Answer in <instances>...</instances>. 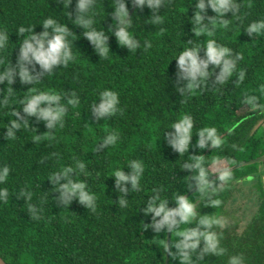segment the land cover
I'll return each instance as SVG.
<instances>
[{
	"label": "trees",
	"instance_id": "obj_1",
	"mask_svg": "<svg viewBox=\"0 0 264 264\" xmlns=\"http://www.w3.org/2000/svg\"><path fill=\"white\" fill-rule=\"evenodd\" d=\"M126 2L130 9L132 0ZM238 2L239 18L225 14L229 19L226 28L217 19L213 36L194 35L190 22L194 0H164L158 12L163 18L160 24L153 23L151 9L136 6L129 18V30L142 46L147 40L152 47L130 53L108 31L114 23V0H95L91 10L93 27L109 35L111 52L105 58L95 52L83 35L84 29L74 21L77 0H71L70 5V0H0V31L10 36L7 47L0 50V73L8 69L10 62L13 66L17 63L23 39L17 34L19 27L35 28L39 34L48 17L72 31L68 39L76 57L67 67L44 75L39 83L25 85L17 77L13 85L0 84V166L10 167L6 184L0 185L9 190L7 203L0 202V259L4 264H164L167 231L145 229L144 224H150L152 219L143 212L147 200L159 192L161 199L169 201V207H175V197L191 190L188 176L192 173L183 165L192 163L193 155L205 156L210 174L264 155V128L256 127L264 120V110L244 101L246 96L257 95L264 105V95L259 91L264 85V35L250 37L244 30L264 20V0ZM215 15L210 8L207 10L208 17ZM205 22L213 27L211 22ZM210 39L232 49L233 56L243 57L237 62V72L217 86L215 75L220 69L215 68L208 86L182 97L176 89L175 58L185 47H206ZM200 55L203 58L204 49ZM35 70H41L38 64ZM240 70L246 74L243 82L238 80ZM183 84L186 81L180 82ZM106 88L119 93L121 112L98 120L90 109L94 102L99 104L98 95ZM34 89L68 96L75 92L81 102L76 108L68 107L62 128L57 126L46 133L49 130L45 122L27 118L21 107L26 97L35 94ZM5 100L7 103H3ZM14 110L29 120L30 127L22 126L15 139H7L10 120L18 119ZM183 115L193 118L194 136L189 152L180 155L163 138V132ZM204 127L217 128L225 139L221 149L195 147L196 135ZM171 131L174 130L166 129L165 135ZM111 133H118L119 140L114 146L104 147L103 139ZM36 135H41L38 141ZM77 160L85 163L87 174L78 173L76 179L87 181L89 190L97 195L96 212L88 211L77 200L69 208L63 207L49 181L53 173L74 166ZM131 160L145 165L142 188L126 194L128 207L121 208L115 178L110 176L122 168L130 173L127 165ZM261 164L264 162L232 170L233 179L229 181L251 178L259 194L257 214L241 232L236 231L237 222L215 228L227 251L218 257L206 254L205 260L197 264H229L234 255L242 256L244 264H264V181L258 174ZM72 175L75 178L76 174ZM212 181L220 183L218 177ZM22 191H30L32 200L17 199ZM196 192L188 198L197 204L200 213L218 218L229 196L228 184L222 185L213 197L221 200L214 208ZM32 204L42 210L39 219H31L27 213ZM195 224H181L171 232L169 264H179L175 255L179 232Z\"/></svg>",
	"mask_w": 264,
	"mask_h": 264
},
{
	"label": "clouds",
	"instance_id": "obj_2",
	"mask_svg": "<svg viewBox=\"0 0 264 264\" xmlns=\"http://www.w3.org/2000/svg\"><path fill=\"white\" fill-rule=\"evenodd\" d=\"M59 2V0H58ZM95 0H77L76 17L74 21L76 25L84 29L83 35L94 46L95 52L100 57H107L110 51L108 40L109 35L103 31L96 30L93 27L94 20L91 10L94 7ZM132 3L139 9L145 7L152 10L151 18L154 24L163 22V18L158 14L164 5V0H132ZM71 4V0L69 5ZM114 23L111 25L110 31L118 40L120 46L125 47L130 53L137 52L138 49H149L152 47L150 41H145L142 46L140 41L135 38L129 30L132 19H128L129 8L126 0H114ZM194 15L190 18L193 25L195 36L207 34L214 35V26L219 19V23L223 27H228V20L225 14L231 13V17L239 18L240 4L238 0H194ZM211 9L216 15L214 17L207 16V10ZM70 15V13H69ZM205 21L211 22L212 28ZM43 31L39 34L35 32V28L21 26L18 29V35L22 36V43L19 44V55L17 63L13 66L10 62L8 69L0 73V84L13 85L18 77L20 82L25 85L39 83L44 75H51L56 69L67 67L76 57L73 52L72 43L69 42V35L72 34L69 27L59 23L52 17H48L41 24ZM192 28V29H193ZM87 29V31H85ZM251 36L264 35V20L251 23L244 29ZM27 34V35H26ZM10 36L0 31V50L7 47ZM201 49H204L203 58L200 55ZM243 59L242 56H233L232 49L222 46L214 39L208 40L206 47H185L175 58L177 61V88L178 93L182 97L191 94L196 89H200L203 85H209L210 79L215 74V68H219V73L215 75V84L223 85L229 81L237 72V62ZM40 66V71L36 72V65ZM31 66V67H30ZM213 66L212 70L209 67ZM245 72L239 71L238 80L243 82ZM181 81L186 84L180 85ZM14 90L13 87L10 91ZM32 94L22 102L23 113L27 118L35 117L37 121L45 122L46 133L55 131L56 127L64 126V118L68 111V107L76 108L80 105L79 96L73 92L70 96L67 94L57 93L49 90H33ZM260 93L264 95V85L260 86ZM99 104H92L91 112L98 120L114 117L120 109L119 93L104 89L98 95ZM260 97L257 95H249L244 98L246 105L253 108L264 110V105L259 103ZM3 103H7L5 100ZM14 117L11 119L7 127L5 138L15 139L17 133L22 126H29V120L25 116H21L19 111L14 110ZM194 121L190 115H183L171 127L173 129L163 138L167 140L171 148L180 155L188 153L192 145ZM198 139L195 147L199 150L206 148L221 149L225 143V139L218 132L216 127H204L197 133ZM41 135H36V141ZM119 140L118 133H111L103 139L104 147L114 146ZM35 142V141H34ZM204 155H193L192 163H185L184 170L192 173L190 178L189 190L195 187L205 202L212 208L221 204L220 199H213L222 185L227 184L233 179L230 169L225 168L214 174H218V181H210V166L205 162ZM127 167L131 172L126 174L122 169L115 170L110 177L115 178V189L118 192V206L127 208L129 199L128 193L131 191H140L142 188L141 178L145 172V165L139 160H131ZM75 173V178H73ZM78 173H86V165L83 161H74V166L63 167L50 177L49 181L53 188L56 189L58 196L57 202L63 207L69 208L73 200H77L88 211L96 212L98 204L97 195L90 191L87 181L76 179ZM10 175V167L7 165L0 166V185L6 184ZM130 184V187L128 185ZM196 192V193H197ZM9 190L7 187L0 188V202L7 203ZM30 191H22L17 194V199H23L26 202L32 200ZM48 198V194H47ZM41 208L35 204L29 206L27 213L31 219H39ZM145 216L151 215V223L144 224L145 229L152 228L155 233L172 232L179 228L181 224H192L195 226L179 232V239L175 242V255L178 257L179 264H197L199 260H205V255L223 256L226 249L221 246V236L214 229L222 227L224 221L212 215H203L198 210L197 204L184 194L175 197V207H169V201L161 199L159 192L147 200V206L143 208ZM203 247L201 248V243ZM229 264H244L242 256L234 255L230 258Z\"/></svg>",
	"mask_w": 264,
	"mask_h": 264
},
{
	"label": "rangeland",
	"instance_id": "obj_3",
	"mask_svg": "<svg viewBox=\"0 0 264 264\" xmlns=\"http://www.w3.org/2000/svg\"><path fill=\"white\" fill-rule=\"evenodd\" d=\"M227 184L230 191L229 196L218 218L224 221L223 225H232L237 222L238 228H236V231L241 232L257 212L258 199L256 192L252 187L251 178H248V181H231Z\"/></svg>",
	"mask_w": 264,
	"mask_h": 264
},
{
	"label": "water",
	"instance_id": "obj_4",
	"mask_svg": "<svg viewBox=\"0 0 264 264\" xmlns=\"http://www.w3.org/2000/svg\"><path fill=\"white\" fill-rule=\"evenodd\" d=\"M136 6L134 4H132L131 8L129 9V15H128V19L131 17L132 13L134 12ZM256 162H264V155L262 156H258L256 158L250 159L248 161H242L239 163H236L230 167H228V169H230L231 171L234 169H237L241 166L247 165V164H251V163H256ZM218 177V174H214L212 177H210V181L216 179ZM197 189L195 187H193L187 194H185L187 197H189L192 193H194ZM170 242H171V232H167V236H166V258H165V263L164 264H169V259H170ZM0 264H4L3 261H1L0 259Z\"/></svg>",
	"mask_w": 264,
	"mask_h": 264
},
{
	"label": "flooded vegetation",
	"instance_id": "obj_5",
	"mask_svg": "<svg viewBox=\"0 0 264 264\" xmlns=\"http://www.w3.org/2000/svg\"><path fill=\"white\" fill-rule=\"evenodd\" d=\"M256 127L257 128H264V120L262 121V122H259L257 125H256ZM261 166H262V168H261ZM264 164H261L260 165V167H259V172H258V174H260V177H263L264 178ZM255 183V182H254ZM252 187L254 188V190H255V194H256V196H257V199H258V205H259V194H258V191L256 190V188L254 187V184H253V182H252ZM262 189L264 190V184L262 183ZM257 212H258V209H257ZM257 212H256V214H257ZM255 214V215H256ZM252 220V219H251ZM250 223V222H249ZM248 223V224H249ZM247 224V225H248ZM244 228H246V227H244ZM244 230V229H243Z\"/></svg>",
	"mask_w": 264,
	"mask_h": 264
}]
</instances>
